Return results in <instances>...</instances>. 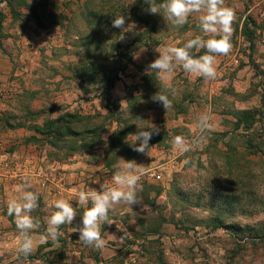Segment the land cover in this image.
<instances>
[{
	"label": "rangeland",
	"instance_id": "obj_1",
	"mask_svg": "<svg viewBox=\"0 0 264 264\" xmlns=\"http://www.w3.org/2000/svg\"><path fill=\"white\" fill-rule=\"evenodd\" d=\"M3 1L0 42L10 43L4 51L26 61L31 70L29 60L39 59L45 67L32 84L48 95L53 93L44 105L47 117L26 116L28 103L41 105L39 97L31 96L14 107L21 110L19 114L12 111L10 119L26 116L25 120L42 128L68 118L76 123L75 129L98 128L93 134L56 140L53 147L40 142L39 150L58 159L86 155L92 163L106 153L114 175L119 158L144 165L145 154L133 151L135 141L129 134L155 125L160 133L151 142L162 151L159 155L149 151L152 165L147 168L168 169L161 181L142 174L139 204L133 210L123 203L114 206L109 218L115 224L102 226L104 248L64 238L57 256L32 252L31 264H264V0H225V6L236 13L231 52L217 56L213 80L178 67L169 82L175 94L157 80L147 83L144 93V75L151 73L144 64V42L148 32L159 28L167 36V46L182 47L178 40L183 34L185 40L204 35L199 28L203 13H193L186 25L177 28L162 11L159 15L147 12L144 0ZM118 15L126 17L124 32L112 27ZM205 51L191 50L197 58ZM152 53L148 65L159 57L158 50ZM117 82L119 87L111 92L110 85ZM60 84L68 86L61 102L56 94ZM158 92H167L172 108L165 110L151 99ZM62 108L70 111L66 118L59 117ZM258 110L263 115L253 127L244 123L237 129L248 114ZM39 111L43 110H35ZM203 113L211 116L213 125L205 133L206 142L187 153L174 151L172 139L197 135L194 125ZM114 134L117 140L112 146ZM256 134L262 137L254 142H262L261 149L247 146ZM186 159L192 163L185 164ZM224 195L235 202L230 204ZM83 213L78 216L80 225ZM218 221L237 232L220 228ZM38 257L41 263L34 261ZM6 260L13 264L12 259Z\"/></svg>",
	"mask_w": 264,
	"mask_h": 264
},
{
	"label": "clouds",
	"instance_id": "obj_2",
	"mask_svg": "<svg viewBox=\"0 0 264 264\" xmlns=\"http://www.w3.org/2000/svg\"><path fill=\"white\" fill-rule=\"evenodd\" d=\"M144 2L148 5L147 12L159 15L162 11L166 20L177 28L186 25L193 13H203L199 16V28L204 35L188 40L182 47L166 46L163 51H158L159 57L148 65V70L155 71L158 79L166 84L172 94H175V89L171 88L169 82L178 67L182 68L185 73L202 76L205 80L215 79L217 56H227L233 47L231 37L236 21L234 9L225 6V0H163L159 4L156 0H144ZM125 24L124 15H118L112 20V27L122 32L127 29ZM205 36L208 38L205 39ZM192 49L206 51L197 58L192 55ZM151 99L161 103L165 110L173 107L167 92H158ZM211 119L208 113L201 114L194 125L198 134L191 138L183 135L175 136L171 141L173 150L187 153L205 143L207 140L205 133L213 128ZM159 133L160 129L152 125L150 130L140 129L134 134H129L135 141L133 151L148 155L153 148L150 141L154 135H159ZM119 161L120 163L115 166L117 171L112 176L111 187L101 185L100 190L88 187L87 191L81 190L78 194L80 204L87 205L90 202L91 207L84 211L81 225L74 228V231L79 232V240L85 246L94 247L97 250L106 246V241L101 234L102 226L115 224V221L109 218V213L114 210V206L123 203L133 210V206L139 204L137 198L139 182L146 167L137 164L135 160L125 161L119 158ZM184 163L192 162L186 159ZM29 187L30 185L26 183L17 186L19 197L11 199L7 205L8 215L16 218V227L22 237L19 252L25 258L30 256L35 248V241L30 233L40 228V222L31 215L38 207V196L28 190ZM54 207L56 211L47 218L48 226L46 232L40 236V241L47 242L50 239L56 246H59V237L62 235L61 226L71 225L77 217V211L72 203L64 198L57 199ZM111 236L117 239L115 235Z\"/></svg>",
	"mask_w": 264,
	"mask_h": 264
},
{
	"label": "crops",
	"instance_id": "obj_3",
	"mask_svg": "<svg viewBox=\"0 0 264 264\" xmlns=\"http://www.w3.org/2000/svg\"><path fill=\"white\" fill-rule=\"evenodd\" d=\"M3 2H7V0ZM11 13L13 18L17 16L13 11H11ZM13 18L9 20L11 23L14 21ZM3 26L4 23L0 27V34L2 33L1 31H3ZM18 30H20V28ZM161 32L159 28L150 33L148 32V39L144 42V64H146V66H148V63L152 60V51L155 49L163 51L168 45V41L166 40L167 36L165 33ZM187 36H189V34ZM192 36L194 38L195 35ZM184 37L185 35L183 34L181 40H178V44L181 43V46H184L188 41V39L185 40ZM8 45H10V43L0 42V264H6V259H12L11 262L13 264H31L32 259L29 257L25 258L23 254L19 252L22 237L16 227L15 216H9L7 212L9 201L13 198H18L20 195L16 190L17 186L26 183L30 185L28 190L33 191L38 196V207L31 213V215L40 222V228L30 233L35 241L33 253L35 252L38 254L42 252L43 256H46L47 253L57 256L59 252H61L60 248L65 243V239L67 241H71L72 239L74 241H80L79 235H77L79 232L75 233L74 228L80 225L78 216L87 208H90V202L87 205L80 204L78 199L79 191H87L88 187L100 190L101 185L106 186L109 182L111 186L114 169H110V167L107 166L105 157L92 163L86 155H72L67 159H58L45 151L43 152L41 149L39 150L38 146L41 144L40 142L48 143L47 138L37 132L36 126L39 125L28 122L25 119L26 116L31 115V113H39L47 117L44 111L46 110L44 105H48L50 102L49 97L53 95V93H49L48 95L47 91H41L44 89L37 88L32 84V79L36 78V73L40 71L41 68L45 67H43L39 59L29 60L30 67L33 68L31 70L27 67L26 61L14 59L12 55L4 51V49L8 48ZM68 76L69 75L65 74L64 79L67 80ZM61 79L63 80V76ZM154 80L161 82L158 76L152 72H147L144 75L145 94H147L148 90L147 83ZM47 87L52 90L50 85H47ZM118 87L119 85L117 82L111 92L115 91ZM58 91L59 92L56 94L60 95V100L58 101L61 102L64 100L61 95L65 93V91L66 93L68 92V86L60 84ZM31 96L39 97L41 99V105L38 106L34 102L32 107H30L28 103L25 109L29 111L25 117L19 118L18 115H15L13 117L15 120L10 119L9 116L12 115V111L16 112V114L20 113L21 107L17 109H14V107L20 106L21 101ZM29 108H32V111ZM36 109L43 111L35 112ZM71 109H74V106L70 107V110ZM69 112V109L62 108L59 110V117L62 118L63 116H67ZM156 112L158 114L160 110H156ZM161 112L164 114L163 110ZM52 119L53 118H50L49 120ZM150 145L153 146L151 149L152 153L161 154L162 150L159 144L154 143ZM12 153L16 154V157L12 158V160L16 164L19 161L22 165H25L28 161H37L42 156H45L48 161L47 165H50L53 169V171L50 172L52 181L48 184V187H41L37 181L19 182L13 177L5 179L3 177L5 171L1 163L2 159H4L2 156ZM152 156L150 152L148 155H144V161L142 162L146 167L144 172L152 168H147V166L152 165ZM157 169L162 173V171H160L161 168ZM167 170L168 169H164L163 171V179L168 175ZM60 198L67 199L72 203L77 211V217L71 225L65 224L61 226L60 231L62 235L59 237V246H56L50 239L47 242H41L40 236L46 232L48 226L46 222L47 218L56 211L54 202ZM10 242L12 244H9ZM34 261L37 263L42 262L40 257Z\"/></svg>",
	"mask_w": 264,
	"mask_h": 264
},
{
	"label": "trees",
	"instance_id": "obj_4",
	"mask_svg": "<svg viewBox=\"0 0 264 264\" xmlns=\"http://www.w3.org/2000/svg\"><path fill=\"white\" fill-rule=\"evenodd\" d=\"M1 16V14H0ZM115 86L114 83H112L110 85V88L113 89ZM263 115V111L261 110H258L256 111L255 113H251V114H248L243 120H242V123H239L238 126H237V129H241L243 127L242 124L244 123H248L250 128L254 126L255 123H257V118L259 116H262ZM67 116H63L62 118H66ZM63 120V119H62ZM62 123V124H61ZM81 121L77 122L78 125H81ZM76 123H72V122H69L68 118H66V120L64 119V122L60 121L57 122V121H52L50 124L48 125H45L44 127H40V126H36L37 127V132L43 136H46L47 138V142L49 143V145L51 147H53L55 144H56V140H61L63 138H68V137H75V138H78L80 136H83V135H89V134H93L95 133L98 128H92V129H86L84 131H81L79 129H75V126ZM115 134L111 137V145L113 146L116 142V138H115ZM262 137L261 135L259 134H256L255 137H253V139L249 140L247 142V146L250 147L251 149H255V148H258V149H261L262 147V142L257 144V143H254L256 140H261ZM155 142H151L150 141V144H154ZM68 158V157H67ZM65 158V159H67ZM105 160H106V164L108 167H110V169L113 167V164L112 162L109 161V157L108 155L105 153ZM223 198H226L228 200V202L230 204H233L235 202V199L233 197H225L222 196ZM218 226H220V228H224V229H232L234 231L237 232V228H234V227H230V226H225L222 222H219L218 221Z\"/></svg>",
	"mask_w": 264,
	"mask_h": 264
},
{
	"label": "built area",
	"instance_id": "obj_5",
	"mask_svg": "<svg viewBox=\"0 0 264 264\" xmlns=\"http://www.w3.org/2000/svg\"><path fill=\"white\" fill-rule=\"evenodd\" d=\"M2 157L4 158L2 159L1 163L5 171L3 176L5 179H10L13 177L19 182L37 181V183L43 188H47L48 184H50L52 181L50 172H52L53 169L50 167V165H47L48 161L45 156H42L37 161H28L25 165H22L19 161V164H16L12 160V158L16 157V154L14 153L4 154ZM174 158L175 160H178L176 156ZM158 168H161L160 171H162V173L159 172L157 168H151L145 172V175H147L149 178L161 181L163 179L164 167L161 166ZM106 186L111 187L112 183L111 186L110 183H108Z\"/></svg>",
	"mask_w": 264,
	"mask_h": 264
}]
</instances>
